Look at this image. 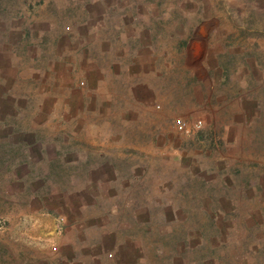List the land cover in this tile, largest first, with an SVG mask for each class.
<instances>
[{
	"label": "crops",
	"instance_id": "0c3cea01",
	"mask_svg": "<svg viewBox=\"0 0 264 264\" xmlns=\"http://www.w3.org/2000/svg\"><path fill=\"white\" fill-rule=\"evenodd\" d=\"M0 163L38 264H264V0H0Z\"/></svg>",
	"mask_w": 264,
	"mask_h": 264
},
{
	"label": "rangeland",
	"instance_id": "374dc122",
	"mask_svg": "<svg viewBox=\"0 0 264 264\" xmlns=\"http://www.w3.org/2000/svg\"><path fill=\"white\" fill-rule=\"evenodd\" d=\"M0 163V264H38L37 258L43 251L45 234L38 218L20 215L23 204L15 196L9 197L2 184L3 173ZM24 212V210L22 211Z\"/></svg>",
	"mask_w": 264,
	"mask_h": 264
},
{
	"label": "built area",
	"instance_id": "2783aa9c",
	"mask_svg": "<svg viewBox=\"0 0 264 264\" xmlns=\"http://www.w3.org/2000/svg\"><path fill=\"white\" fill-rule=\"evenodd\" d=\"M202 125V121L201 120H197L193 125H190L187 121H180L177 125H176V129L184 134H190L193 129H197Z\"/></svg>",
	"mask_w": 264,
	"mask_h": 264
}]
</instances>
